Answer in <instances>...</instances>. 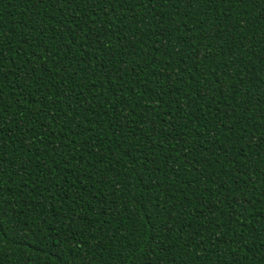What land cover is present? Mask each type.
Instances as JSON below:
<instances>
[{
  "label": "trees",
  "instance_id": "obj_1",
  "mask_svg": "<svg viewBox=\"0 0 264 264\" xmlns=\"http://www.w3.org/2000/svg\"><path fill=\"white\" fill-rule=\"evenodd\" d=\"M0 264H264V0H0Z\"/></svg>",
  "mask_w": 264,
  "mask_h": 264
}]
</instances>
